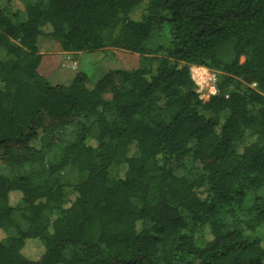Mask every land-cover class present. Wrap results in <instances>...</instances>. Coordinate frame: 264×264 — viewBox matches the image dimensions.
<instances>
[{
    "label": "trees",
    "instance_id": "16d2710c",
    "mask_svg": "<svg viewBox=\"0 0 264 264\" xmlns=\"http://www.w3.org/2000/svg\"><path fill=\"white\" fill-rule=\"evenodd\" d=\"M0 264H264V0H0Z\"/></svg>",
    "mask_w": 264,
    "mask_h": 264
},
{
    "label": "rangeland",
    "instance_id": "374dc122",
    "mask_svg": "<svg viewBox=\"0 0 264 264\" xmlns=\"http://www.w3.org/2000/svg\"><path fill=\"white\" fill-rule=\"evenodd\" d=\"M47 34L48 30H44L43 35L38 38L37 42L38 52L43 57L38 72L45 74L48 82L51 84L67 85L72 78L79 73H83L88 76L90 80L96 81L103 72L114 73L132 69L139 59L135 54L116 49H104L90 53H76L73 55L75 58L72 59L69 54H59L61 51L57 48L58 44L55 40L48 37ZM156 37L155 35V38ZM192 68L194 70V68L199 67L192 66L190 70ZM194 73H196V71H194ZM196 91L200 93L202 102L208 100L206 96L207 88L205 86L201 89L196 85ZM105 98H109V95H105ZM76 181L74 176H70L67 183L71 185ZM65 191L66 193L69 192L70 188L67 187ZM11 200V204H14L17 198H12Z\"/></svg>",
    "mask_w": 264,
    "mask_h": 264
},
{
    "label": "built area",
    "instance_id": "2783aa9c",
    "mask_svg": "<svg viewBox=\"0 0 264 264\" xmlns=\"http://www.w3.org/2000/svg\"><path fill=\"white\" fill-rule=\"evenodd\" d=\"M194 71H200L199 73H194ZM191 79L193 82L202 89L203 86L207 88L206 96L209 98L214 96L216 93L215 90V75L203 68H193L190 70ZM198 82V83H196ZM201 86V87H200Z\"/></svg>",
    "mask_w": 264,
    "mask_h": 264
},
{
    "label": "crops",
    "instance_id": "0c3cea01",
    "mask_svg": "<svg viewBox=\"0 0 264 264\" xmlns=\"http://www.w3.org/2000/svg\"><path fill=\"white\" fill-rule=\"evenodd\" d=\"M38 42V41H37ZM58 48V47H57ZM58 50V49H57ZM59 54H66V53H62V52H60ZM58 56H60V55H58ZM72 59H73V57L72 56H70ZM42 61H43V57H42V60H41V63H42Z\"/></svg>",
    "mask_w": 264,
    "mask_h": 264
},
{
    "label": "bare ground",
    "instance_id": "6f19581e",
    "mask_svg": "<svg viewBox=\"0 0 264 264\" xmlns=\"http://www.w3.org/2000/svg\"><path fill=\"white\" fill-rule=\"evenodd\" d=\"M200 72V71H197V73Z\"/></svg>",
    "mask_w": 264,
    "mask_h": 264
}]
</instances>
